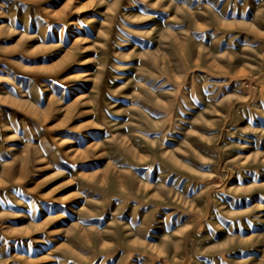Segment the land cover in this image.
<instances>
[{"label": "rangeland", "instance_id": "1", "mask_svg": "<svg viewBox=\"0 0 264 264\" xmlns=\"http://www.w3.org/2000/svg\"><path fill=\"white\" fill-rule=\"evenodd\" d=\"M0 264H264V0H0Z\"/></svg>", "mask_w": 264, "mask_h": 264}]
</instances>
